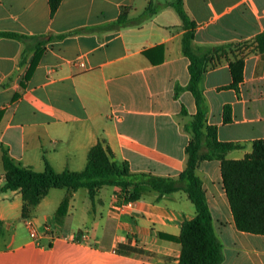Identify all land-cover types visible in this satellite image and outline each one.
I'll use <instances>...</instances> for the list:
<instances>
[{
	"label": "crops",
	"instance_id": "0c3cea01",
	"mask_svg": "<svg viewBox=\"0 0 264 264\" xmlns=\"http://www.w3.org/2000/svg\"><path fill=\"white\" fill-rule=\"evenodd\" d=\"M172 1L63 0L51 17L49 0H0V33L30 38L0 37V190L2 149L37 172L45 158L60 174L83 171L90 150L104 142L132 173L178 178L185 171L192 138L185 127L197 105L186 89V31L176 11L164 7ZM150 2L163 7L140 25L116 27L123 11L134 19ZM184 3L197 24L195 51L238 46L203 75L200 89L206 126L217 128L220 142L241 146L227 159L242 160L254 141L264 140V53L254 44L264 33V0ZM235 52L244 56L238 89L229 88ZM197 174L222 245L220 264H264V236L236 228L220 162H200ZM59 190L65 191L51 190L29 218L22 216L19 191H0V264H179L181 225L196 217L184 192L161 199L147 192L124 205L119 188H104L93 200L80 189L59 223L68 194ZM27 219L36 224L37 240Z\"/></svg>",
	"mask_w": 264,
	"mask_h": 264
},
{
	"label": "trees",
	"instance_id": "16d2710c",
	"mask_svg": "<svg viewBox=\"0 0 264 264\" xmlns=\"http://www.w3.org/2000/svg\"><path fill=\"white\" fill-rule=\"evenodd\" d=\"M62 1L49 0L51 17H54ZM165 6L176 11L186 31L182 40V51L189 61L190 81L186 89L193 95L197 105V112L191 124L185 127L192 137L186 149L188 160L185 171L178 178L132 173L127 162L120 163L115 160L112 150L104 142H99L90 150L83 171H64L60 174L45 158L44 171L37 172L30 167L18 165L8 152L2 149L1 161L5 183L0 191L4 193L19 191L23 202L22 216L29 218L51 190L66 189L68 194L56 214L59 223H62L66 216L73 193L80 189L87 190L93 200L95 195L104 188H119L120 203L124 205L138 202L147 192L158 194V199L184 192L196 209V217L181 225V234L178 239L181 245L179 264H220L224 258L222 245L214 231L206 192L197 174L198 165L204 161L220 162L223 189L232 210L236 228L240 232L264 236V140L254 141L252 153L244 159H227L228 153L241 149V146L220 142L217 128L206 126V110L200 82L209 69L219 66L220 59L228 53L229 49L232 50L238 46L218 47L206 52L195 51L192 43L197 24L188 15L184 0H173ZM162 7L150 2L146 10L134 19L129 17L127 11H123L116 27L120 29L140 25ZM0 37L20 41L30 39L18 33H0ZM33 39L38 40V38ZM254 44L257 52L264 53V33L255 38ZM236 53L230 61L232 84L229 88L233 89H238L244 79V56ZM25 58L26 54H22L20 65L24 63ZM36 61L32 64L30 72ZM178 91L180 88H176V93ZM231 121L232 110L230 106H226L224 123L229 124ZM204 148L206 152L202 153Z\"/></svg>",
	"mask_w": 264,
	"mask_h": 264
},
{
	"label": "built area",
	"instance_id": "2783aa9c",
	"mask_svg": "<svg viewBox=\"0 0 264 264\" xmlns=\"http://www.w3.org/2000/svg\"><path fill=\"white\" fill-rule=\"evenodd\" d=\"M25 224H26L27 228L30 231L31 237L33 239L37 240L38 239V234H37L36 224H35L34 220L33 219H27L25 221Z\"/></svg>",
	"mask_w": 264,
	"mask_h": 264
},
{
	"label": "rangeland",
	"instance_id": "374dc122",
	"mask_svg": "<svg viewBox=\"0 0 264 264\" xmlns=\"http://www.w3.org/2000/svg\"><path fill=\"white\" fill-rule=\"evenodd\" d=\"M65 190H58V191H56V192H64ZM84 192H86V190H84V189H81V193L80 194H83Z\"/></svg>",
	"mask_w": 264,
	"mask_h": 264
}]
</instances>
